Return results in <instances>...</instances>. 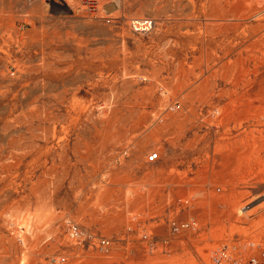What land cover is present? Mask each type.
Segmentation results:
<instances>
[{
	"label": "rangeland",
	"instance_id": "374dc122",
	"mask_svg": "<svg viewBox=\"0 0 264 264\" xmlns=\"http://www.w3.org/2000/svg\"><path fill=\"white\" fill-rule=\"evenodd\" d=\"M255 25L264 0H0V264H264Z\"/></svg>",
	"mask_w": 264,
	"mask_h": 264
},
{
	"label": "bare ground",
	"instance_id": "6f19581e",
	"mask_svg": "<svg viewBox=\"0 0 264 264\" xmlns=\"http://www.w3.org/2000/svg\"><path fill=\"white\" fill-rule=\"evenodd\" d=\"M261 26H259V25H255V26H251V31H252V36H253V40H252V42H251V47H255L256 48V46L257 45H261L263 48H264V28H262ZM263 31V32H262ZM244 42V41H243ZM259 43V44H258ZM231 47H230V45H229V49H230ZM234 48V47H233ZM232 48V49H233ZM254 48V49H255ZM227 49V48H226ZM244 49H245V47H244ZM256 49H258V48H256ZM261 49V48H260ZM226 51H228V50H226ZM251 51H252V49H251ZM261 51H264V50H261ZM230 52V51H229ZM260 52V51H259ZM253 53V52H252ZM263 53V52H262ZM253 54H255V53H253ZM261 54V53H260ZM264 55V54H263ZM255 56V55H254ZM257 56V55H256ZM256 56H255V58H256ZM250 57V56H249ZM251 57H252V55H251ZM250 57V58H251ZM252 58H254V57H252ZM246 59H248V58H246ZM244 60V59H243ZM251 60H255V59H251ZM243 62V61H242ZM245 63V62H244ZM264 63V62H263ZM262 63V65H264ZM246 65V64H245ZM244 65V66H245ZM249 65V64H248ZM256 64H253V66H251L252 68H254V66H255ZM259 65H261L260 63H259ZM244 66H242V67H244ZM256 67V66H255ZM245 68V67H244ZM251 69V68H250ZM254 69H256V68H254ZM239 70H241V66H239ZM242 70H243V68H242ZM241 70V71H242ZM245 70V71H244ZM243 70V72H246V74H248L247 73V71H249V69H244ZM260 71V70H259ZM258 71V73H260ZM239 72V71H238ZM261 72H263V71H261ZM251 73H252V76H253V80L252 81H248V86H247V89L245 88H243L242 89V91H241V89L239 88V90H240V92L238 91L237 93H233V91H232V93L234 94V95H237L238 96V98H240V97H244V98H246L247 100H250L251 102H252V104H251V109H252V113L254 114V116H253V120H254V123H252L251 124V126L248 128V129H244V130H242V135L243 136H246L247 134H250V136H251V138H252V142H251V146H252V149H255L256 148V146H257V143H256V140L254 139V137H253V134H255V133H257V136H258V139H259V146L262 148V150H263V153H262V155H258V157H257V159H258V161H260L262 164H264V132H263V129H258V128H256V126H263L264 125V73L263 74H260L259 75V77H256V76H258V75H256V71L255 70H252L251 71ZM238 74H242L241 72L240 73H238ZM249 74H250V71H249ZM243 75H245V73H243ZM242 75V76H243ZM249 76H251V75H249ZM249 76H245V77H249ZM252 78V77H251ZM250 78V79H251ZM256 78H258V79H256ZM248 80V79H247ZM237 86V85H236ZM242 88V87H241ZM234 92H236V91H234ZM231 93V94H232ZM230 94V93H229ZM231 94L229 95V99H228V102H227V104H230V103H232V99H230L231 97ZM232 94V95H233ZM259 112H261L260 114H258ZM250 114V113H249ZM258 114V115H257ZM239 126H241L242 124H243V121H246V119L245 118H240L239 119ZM39 211H40V209H39ZM47 214V213H46ZM44 212L42 213H40V212H38V210L36 211L35 209L33 210V212L31 213V214H27V215H25L24 217L22 216V218H21V220L20 221H18L17 222V226H18V229H19V227H21L22 226V228L23 229H25V230H31V231H33V230H35V229H38V228H40V227H42L45 223H46V221H47V219H48V215H46ZM30 228V229H29ZM201 251V250H200ZM230 252V251H229ZM218 254V253H217ZM224 254V253H223ZM222 254V255H223ZM211 255V254H210ZM226 254H224L223 256H225ZM217 257H218V255H216ZM210 257V256H209ZM215 258V259H213L212 257V259L215 261V262H217V259L218 260H220L219 258H221V257H219V258ZM221 259H223V257L221 258ZM225 260H226V258H225ZM228 261H229V259H228ZM219 262H221V261H219ZM224 262V261H223ZM236 262V261H235ZM253 262H255V261H253ZM222 263V262H221ZM225 263V262H224ZM229 263H231L230 261L228 262V264ZM212 264V263H211ZM218 264H220V263H218Z\"/></svg>",
	"mask_w": 264,
	"mask_h": 264
},
{
	"label": "built area",
	"instance_id": "2783aa9c",
	"mask_svg": "<svg viewBox=\"0 0 264 264\" xmlns=\"http://www.w3.org/2000/svg\"><path fill=\"white\" fill-rule=\"evenodd\" d=\"M79 5L82 10H84L88 14H96L99 8V0H79ZM128 27L131 31L135 33H146L149 32L153 25L154 21L149 17H140V18H131L127 21ZM157 159V153H149L147 155V162H153ZM65 227L69 232V235L74 238H79L81 236L82 239L86 240L87 238L90 240V244L92 245L93 239L97 240V243L100 246L108 245L109 241L105 238L96 239L95 236L91 234H87L83 232L80 227L73 222H66ZM85 235V237H84Z\"/></svg>",
	"mask_w": 264,
	"mask_h": 264
}]
</instances>
